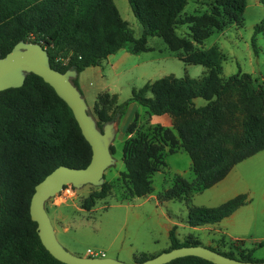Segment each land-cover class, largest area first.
I'll use <instances>...</instances> for the list:
<instances>
[{
	"label": "trees",
	"instance_id": "obj_1",
	"mask_svg": "<svg viewBox=\"0 0 264 264\" xmlns=\"http://www.w3.org/2000/svg\"><path fill=\"white\" fill-rule=\"evenodd\" d=\"M186 1L127 0L141 26L140 34L134 37L113 0H0V56L18 39L35 41L45 48L52 68H71L77 75L121 46L145 50L146 38L157 36L184 63L205 66L199 79L162 76L131 90L128 100L154 115L171 118L176 137L161 126L153 128L160 132V141L143 134L129 137L121 146L124 170L119 172L126 181L127 195H144L149 190L150 174L162 163L163 143H177L186 151L195 179L186 181L175 175L171 186L157 197L183 201L186 223L199 225L218 221L248 201L239 193L215 206H196L190 196L221 179L236 162L264 148V84H255L250 73L240 70L222 77L214 47L201 49L195 44L212 29L241 25L245 0H213L208 12L179 15ZM258 2L264 5V0ZM181 24H186V36L175 32ZM261 27V23L256 24L250 37L254 52L255 33ZM76 75L71 78L74 85ZM146 89L150 96L144 95ZM194 97L203 98L204 104L195 106ZM92 108L100 128L103 122L118 119L122 104L107 111L96 100ZM130 124L126 132L133 130ZM109 150L113 152L111 144ZM89 157L90 147L70 109L38 75L26 73L20 86L0 90V264H65L40 243L28 202L34 184L52 168L59 164L83 167ZM108 187L103 181L81 206L92 207L97 198L108 195ZM168 239L164 249L200 244L189 236L178 240L172 229ZM228 244L236 252L208 247L240 260L264 259L253 258L252 248L243 247L239 240ZM155 253H139L134 259ZM163 264L214 263L185 255Z\"/></svg>",
	"mask_w": 264,
	"mask_h": 264
},
{
	"label": "rangeland",
	"instance_id": "obj_2",
	"mask_svg": "<svg viewBox=\"0 0 264 264\" xmlns=\"http://www.w3.org/2000/svg\"><path fill=\"white\" fill-rule=\"evenodd\" d=\"M212 2L213 0H187L179 15L208 12ZM113 3L120 16L127 22L131 34L137 37L141 32V26L133 16L127 0H113ZM258 23H261L262 27L255 33L256 52H254L250 45V37L254 26ZM186 31V24L175 28L178 35L186 36ZM147 43L152 49L139 51V62L130 69L114 74L103 62L100 65L87 66L76 75L75 86L92 116L91 104L96 96L93 93L103 94L96 100L107 111H110L115 104H122V110L117 119V132L111 142L113 147L111 155L115 161L106 167L102 174L103 181L109 186L108 195L97 198L90 210L84 209L81 206L83 199L98 189V186L84 184L75 188L70 197L63 201H54L50 197L44 202L57 241L75 255H87L88 248L102 252V256H111L129 262L135 260L127 252L130 244L149 248L159 246L165 240L161 235L155 234L157 216L149 202H145L142 206H134L129 203L130 201H117L126 194V181L119 175V172L124 170L121 160L123 142L133 135L140 134L151 140H162L160 132L153 129L155 126L151 127L147 123L156 122L158 116L148 112L136 101L128 100V97L132 89H137L145 82L165 74H171L175 78L199 79L205 73L206 67L201 64L184 63L173 53L169 54L160 37L148 36ZM195 44L201 49L214 47L219 57L222 77L240 70L250 73L255 84H264V5L254 0H245L241 25L231 23L220 30L212 29L201 43ZM150 55L154 57L144 59ZM107 86L110 89H106ZM144 95L150 96L151 92L146 89ZM192 101L195 106L205 102L201 97H194ZM135 116H137L136 120L132 121ZM129 124L134 129L133 134L126 132ZM254 157V160L238 166V170L237 168L233 170L235 175L231 182L233 189L247 188L241 192L247 193L251 200L248 206H244L246 208L240 209H249V211L242 214L237 212L233 216L232 222L227 227V234L223 233L225 231L221 225L216 232L202 228L189 232L195 234L201 242L206 238L212 240L223 238L226 241L231 238L241 239L245 247L253 248L251 256L259 259L264 258V209H260V197L264 191V148ZM165 159L166 162L168 161V166L187 168L188 156L185 151L166 154ZM209 189L204 188L194 193L190 197V202L196 205L216 202V199L210 195ZM169 203L170 212L185 218L186 210L182 202ZM248 215L250 217H246ZM187 229L178 227V233L185 234L188 232ZM229 246L230 244L224 242L215 245L220 251L236 252Z\"/></svg>",
	"mask_w": 264,
	"mask_h": 264
},
{
	"label": "water",
	"instance_id": "obj_3",
	"mask_svg": "<svg viewBox=\"0 0 264 264\" xmlns=\"http://www.w3.org/2000/svg\"><path fill=\"white\" fill-rule=\"evenodd\" d=\"M26 73L38 75L65 102L90 147V157L86 165L70 167L59 164L33 186L28 213L36 224L40 243L52 257L65 264H163L176 257L194 255L214 264H264V259L240 260L202 244L171 247L145 259L129 262L111 256H79L65 249L54 235L44 202L65 184L79 188L84 184L99 186L103 182V170L115 161L109 145L117 132V118L103 122L98 128L83 97L71 82L76 71L71 68L63 71L52 68L47 52L40 43L18 39L0 56V90L20 86Z\"/></svg>",
	"mask_w": 264,
	"mask_h": 264
},
{
	"label": "crops",
	"instance_id": "obj_4",
	"mask_svg": "<svg viewBox=\"0 0 264 264\" xmlns=\"http://www.w3.org/2000/svg\"><path fill=\"white\" fill-rule=\"evenodd\" d=\"M254 1L258 2V0H254ZM147 38H146L147 49L140 50V51H146V50L152 49V46H150L147 43ZM169 54H171V53L169 52ZM153 57L154 56L150 55V56L145 57L144 59L153 58ZM139 58H140L139 57V51H132L127 46H121V47L117 48L114 52L107 54V56L105 58H103L96 65H100V63L104 62L110 71H112L114 74H117V73L123 72L127 69L134 67L136 64H138ZM164 77L174 78V77H172L171 74H165ZM106 89H110V87L107 86ZM98 94H101V93H96V94L93 93V95H96V96H95V100L93 101L91 106L94 105ZM146 114H148V113L146 112ZM157 116L158 117H156V122L151 120L152 123H150L148 121L147 122L148 125H150L151 127L161 126L162 128H169L171 130V132L176 137L175 130L171 126V118L167 114H160ZM136 117L137 116H135L132 121H135ZM148 118H150V117L148 116ZM133 131H134V129L132 130V132H127V133L133 134ZM182 151H185V150H183V148L180 145H178L177 143H175L173 145H170V143H168L167 141L165 143H163V147L161 150L162 163L159 164L158 168L150 174L148 192L145 193L144 195H141V196H136V195L130 196V195L125 194V196H121L120 200H117V201H126V202L130 201L129 203L133 204L134 206H142L145 202H149V205L151 206L153 212L157 216V218H156L157 231L155 232V234L161 235L165 239V240H163V244H161L159 246L149 247V248H143L137 244H134V245L130 244L127 248V252L129 255L132 256L133 259L136 256V254H139V253L151 254L154 252L157 253L161 250H164V248H166L169 244L168 235H169V231L171 229L173 230V233L178 240H183L185 237L189 236V237L195 238L196 240H198L200 242V244L205 245L207 247L208 246L215 247V245H218L221 242L229 243L232 240L233 241L239 240L241 245L243 247H245L243 245L242 240L238 239V238H231L228 241L224 240L223 238H220L218 240H212L211 238H206V240L204 242H201L200 239L195 234H193L192 232H189V231H192V230H195L198 228H202L203 230L216 232L219 230L218 226L221 225V227H223V230L225 231L223 233L227 234L228 233V232H226L227 227L232 222L233 216L237 212H239L238 214H242V213H246L247 211H249V209H240V208H246L244 206H248L247 204L251 200V198L247 195V193L241 192L243 190H247V188H242V189L234 188L233 189L231 187V182H232V177L235 175V173H234L235 171H233V170L235 168H237V170H238V166H243L244 164L254 160V158H255L254 156L256 155V153L258 151L247 156V157H245V158H243L242 160L236 162L221 179H219L218 181H216L215 183H213L212 185H210L208 187H204V188H210L209 189L210 195L216 199V202L211 203V204H207L208 206L218 205L221 202L225 201L226 199H228V198H230L236 194H239V193H244L246 195V198L248 199V201L246 203L236 207L228 215L222 217L218 221H215L212 223L199 224V226L187 224L185 221L186 216H185V218H182L181 216H176L174 213H172L168 210V207L170 206L169 202H171V201L182 202V204L185 207V204L183 201H179L176 199H159L157 197V194L159 192H161L164 189L171 186L175 175L181 176L186 181H193L195 179V175H194V173L190 167L189 157L187 159V168H183V169H180L174 165L168 166V161L166 162V159H165L166 154L169 155V154H173L176 152L180 153ZM204 188L193 191L191 193V196L194 193L199 192L200 190H202ZM138 199H140V200H138ZM133 200H135V201H133ZM260 200H261L260 209L263 210L264 209V191H262ZM129 203H126V204H129ZM193 205H196V204H193ZM200 205L201 206H207V205H202V204H200ZM200 205H196V206H200ZM247 208H249V207H247ZM185 210H186V207H185ZM246 217H250V216L248 215ZM178 227H182L183 230L189 228V230L187 229L188 232H186L185 234L182 233L180 235L178 233ZM154 241H156V240H154ZM247 248H250V247H247ZM252 250H253V248H252Z\"/></svg>",
	"mask_w": 264,
	"mask_h": 264
},
{
	"label": "built area",
	"instance_id": "obj_5",
	"mask_svg": "<svg viewBox=\"0 0 264 264\" xmlns=\"http://www.w3.org/2000/svg\"><path fill=\"white\" fill-rule=\"evenodd\" d=\"M75 188H73L70 184H65L62 186V188L56 192L53 196H51V198L54 201H63L66 198L70 197V195L73 193ZM86 254L88 256H102V252H98V251H93L91 249H86Z\"/></svg>",
	"mask_w": 264,
	"mask_h": 264
}]
</instances>
